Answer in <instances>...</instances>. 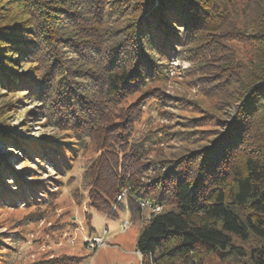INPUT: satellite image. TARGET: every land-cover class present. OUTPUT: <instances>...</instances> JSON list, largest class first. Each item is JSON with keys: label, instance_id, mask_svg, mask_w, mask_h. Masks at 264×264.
<instances>
[{"label": "rangeland", "instance_id": "374dc122", "mask_svg": "<svg viewBox=\"0 0 264 264\" xmlns=\"http://www.w3.org/2000/svg\"><path fill=\"white\" fill-rule=\"evenodd\" d=\"M80 1L69 0V8L87 20V0ZM101 1L98 20L89 17L97 26L96 36L78 29L72 35L73 19L55 31L60 37L70 34V39L79 40L81 48L94 41L102 48L101 54L91 49L89 56L72 47L58 48L63 68L75 69L73 76L79 75L78 80L84 83L83 94L93 104L105 105L104 117L92 135L77 141L54 114V89L50 87L47 96L40 94L39 84L53 61L46 48H35L21 59L14 56L16 61L9 63L7 79L0 77V131L6 135L0 134V264H150L136 251L135 243L149 218L170 208L167 202L156 199L153 184H157V172L162 168L168 172L167 167L204 154L217 139V131L226 127L222 122L234 114V91L225 93L223 86H214L223 81L221 47L210 53L195 48L197 41L184 38L181 24L174 23L169 30L161 26L153 30L145 28L146 22L135 23L131 0ZM243 1H232L237 5L236 27L242 19ZM27 4L0 0V12L5 9L24 20V7L30 12L40 7L33 1ZM28 21L32 29L36 28L31 17ZM136 28L143 33L155 32L157 44L146 53L153 65H141L137 80L104 103L109 94L103 71L116 70V64L123 62L120 58L106 67V49ZM160 37L165 39L160 41ZM220 43L237 62L245 64L251 59V44L232 33ZM90 74L102 75L101 81L90 78ZM61 78L57 67L50 73L51 85L56 87ZM134 111L128 143L141 154L139 172L136 176L126 174L129 180L106 214L95 209L90 199L93 164L108 144H102L106 128L124 116L130 118ZM115 150L120 158L119 149ZM139 188L137 196L130 192ZM152 199L163 204L148 206ZM152 208L158 209L152 212ZM100 237L101 244L90 246V240ZM231 244L232 249L224 251H197L192 264H255L253 254H257L253 250L261 247L259 240L232 236Z\"/></svg>", "mask_w": 264, "mask_h": 264}, {"label": "trees", "instance_id": "16d2710c", "mask_svg": "<svg viewBox=\"0 0 264 264\" xmlns=\"http://www.w3.org/2000/svg\"><path fill=\"white\" fill-rule=\"evenodd\" d=\"M22 1L23 5L33 1L40 9L35 7L30 12L24 7V20L15 14L9 15L5 9L0 12V77L6 78L9 63L16 61L14 56L21 59L35 48H46L53 61L39 84L42 87L40 94L47 96L50 87L54 89V114L77 141L92 135L104 117L105 105L93 104L91 98L83 94L84 83L78 80L79 75L73 76L77 72L75 69L63 68L58 48L61 45L72 47L84 56H89L87 53L92 50L101 54L102 48L94 41L85 43L84 51L77 44L79 40L70 39V34L60 37L55 31L73 19L76 25L71 26L72 35L73 30L78 29L83 34L89 30V35L96 36L97 26L89 17L96 16L98 20L97 9L102 1L84 2L90 12L87 20H82L73 7L69 8L72 6L69 0ZM232 1L131 0L130 3L135 13L134 22H146L147 29L157 30L156 26H161L169 30L174 23L181 24L184 38L197 41L195 48L210 53L221 47L224 52L223 81L216 82L214 86H223L225 93L230 92L225 90L234 91L231 103L234 114L229 121L222 122L226 127L222 132L217 131L213 147L194 159L191 157L181 161L180 165L167 167L168 172L162 168L155 176L158 179L157 184H153L158 192L156 199L167 202L170 208L151 214L137 236L135 249L143 259H149L150 264H192L191 258L199 250L232 249V236L240 240L253 236L259 240L262 245L253 250L257 254H253V262L264 264V0L243 1L239 27L234 26L237 5ZM30 17L36 27L34 29L29 26ZM229 33L251 44V59L245 64L237 62L221 46L220 41ZM154 34L143 33L136 28L106 49V67L120 58L123 62L116 64V70L109 72L106 68L103 71L109 94L104 103L122 94L137 80L142 74L141 65H153L146 53L157 44ZM164 39L159 38L160 41ZM136 53L140 55L137 57ZM57 67L62 78L55 87L49 79ZM89 76L101 81L102 75ZM135 117L134 111L130 118L124 116L117 124L105 126L108 132H105L102 144L107 141L109 145L103 148L104 153L93 164L95 171L91 178L90 199L94 201L95 209L106 214H110L116 195L126 186L129 180L126 174L134 173L136 176L139 172L141 154L128 143ZM114 127H118L117 130H112ZM0 134L6 136L4 132L0 131ZM115 147L121 153L120 158ZM140 191L139 188L130 192L137 196ZM157 203L152 199V204ZM174 259L179 261L174 262Z\"/></svg>", "mask_w": 264, "mask_h": 264}, {"label": "built area", "instance_id": "2783aa9c", "mask_svg": "<svg viewBox=\"0 0 264 264\" xmlns=\"http://www.w3.org/2000/svg\"><path fill=\"white\" fill-rule=\"evenodd\" d=\"M157 209H152V212L156 211ZM89 243H90V246H92L95 243L96 244H101L102 243V238L101 237L100 238H94L93 240H90Z\"/></svg>", "mask_w": 264, "mask_h": 264}, {"label": "bare ground", "instance_id": "6f19581e", "mask_svg": "<svg viewBox=\"0 0 264 264\" xmlns=\"http://www.w3.org/2000/svg\"><path fill=\"white\" fill-rule=\"evenodd\" d=\"M147 205H148V206H151V207L154 206V204H147ZM151 207H150V208H151ZM154 208H155V207H154ZM154 208H152V209H154Z\"/></svg>", "mask_w": 264, "mask_h": 264}]
</instances>
